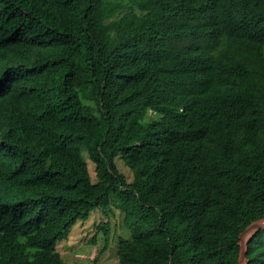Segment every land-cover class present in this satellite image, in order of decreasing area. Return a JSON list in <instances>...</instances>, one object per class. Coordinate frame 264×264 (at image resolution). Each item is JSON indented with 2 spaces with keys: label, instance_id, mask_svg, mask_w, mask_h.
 I'll return each mask as SVG.
<instances>
[{
  "label": "trees",
  "instance_id": "trees-1",
  "mask_svg": "<svg viewBox=\"0 0 264 264\" xmlns=\"http://www.w3.org/2000/svg\"><path fill=\"white\" fill-rule=\"evenodd\" d=\"M113 204L119 264H239L264 219V0H0V264H68L58 242Z\"/></svg>",
  "mask_w": 264,
  "mask_h": 264
},
{
  "label": "rangeland",
  "instance_id": "rangeland-1",
  "mask_svg": "<svg viewBox=\"0 0 264 264\" xmlns=\"http://www.w3.org/2000/svg\"><path fill=\"white\" fill-rule=\"evenodd\" d=\"M87 160L89 168L96 181L95 167L89 159L87 151L83 153ZM117 165L128 182L133 181V174L122 160H117ZM109 224L108 249L101 254L100 252L107 243L104 232L98 231L99 225ZM264 226V224H263ZM123 236L130 239L131 234L123 226V214L115 205L104 211L98 210L91 214L86 220H80L73 227L68 239L58 242V250L62 254L63 260L68 264H119L118 250L119 238ZM96 237L97 243H92Z\"/></svg>",
  "mask_w": 264,
  "mask_h": 264
},
{
  "label": "water",
  "instance_id": "water-1",
  "mask_svg": "<svg viewBox=\"0 0 264 264\" xmlns=\"http://www.w3.org/2000/svg\"><path fill=\"white\" fill-rule=\"evenodd\" d=\"M262 221H264V219L251 223L245 229V231L240 235V255L238 262L239 264H248V259H247L248 242L257 231L264 230V226L260 224ZM248 235H250L249 239H248Z\"/></svg>",
  "mask_w": 264,
  "mask_h": 264
},
{
  "label": "bare ground",
  "instance_id": "bare-ground-1",
  "mask_svg": "<svg viewBox=\"0 0 264 264\" xmlns=\"http://www.w3.org/2000/svg\"><path fill=\"white\" fill-rule=\"evenodd\" d=\"M260 224L263 226V224H264V221H262ZM249 237H250V235H248V239H249Z\"/></svg>",
  "mask_w": 264,
  "mask_h": 264
}]
</instances>
